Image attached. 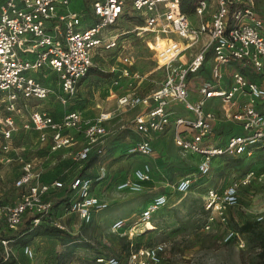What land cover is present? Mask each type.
Masks as SVG:
<instances>
[{
    "label": "built area",
    "instance_id": "obj_1",
    "mask_svg": "<svg viewBox=\"0 0 264 264\" xmlns=\"http://www.w3.org/2000/svg\"><path fill=\"white\" fill-rule=\"evenodd\" d=\"M71 2L0 0V111L5 112H0V154L11 153V142L18 131L16 118L20 116L26 119L24 128L38 132L41 142L51 133L53 151L73 144L68 132H82L85 143L74 154L76 162L87 163L91 158L105 156L110 138L115 135L106 126L112 120L110 112L85 119L81 112L71 111L55 120L48 112L32 106L31 101L54 96L66 105L94 67L99 51L116 48L117 25L128 16L142 22L134 32L155 53L156 67L164 70L165 77L158 88L145 93L140 89L146 76L132 69L136 66L134 60L125 57L127 67L112 71L114 85L130 80L117 98L118 110L137 112L133 124L139 139L125 155L151 158L156 152L152 138L172 132L179 149L200 158L193 178L181 179L175 186L178 193L187 194L199 177L210 175L216 159L251 158L264 153V111L260 109L264 105V17L255 0H196L192 15L183 12L182 0H92L90 17L86 19L70 9ZM209 62L210 77L199 80ZM227 71L230 85L223 88ZM36 72L48 74L51 81L55 78L58 89L30 75ZM197 81V99L193 100L191 83ZM212 100H217L220 108L207 109ZM176 104L190 115L179 114L173 107ZM223 120L239 127L241 133L217 135V124ZM37 165L34 160L24 162L16 181L23 192L21 199L16 204H0V222L11 232L22 225L27 213L36 216L34 224L51 216L53 226L66 230L49 199L54 190H62L66 184L58 180L43 182ZM104 175L75 177L68 187L78 194H70L64 212L89 223L94 214L106 210L108 204L92 194L94 182ZM153 175V164L145 161L134 169L132 179L121 182L117 189L140 193ZM253 176L254 172L244 184L250 183ZM239 187L233 183L222 192L208 191L205 210L212 214L206 230L216 215L226 221L225 211L239 201ZM167 203L168 194H159L136 220H116L112 231L129 238L130 251L124 261L98 256L95 264H166L164 243L135 248L133 237L150 229L152 217ZM236 237L237 233L229 230L224 241ZM1 243L9 256L10 242ZM240 245L245 244L241 241ZM23 253L30 259L35 256L29 245L23 247Z\"/></svg>",
    "mask_w": 264,
    "mask_h": 264
},
{
    "label": "rangeland",
    "instance_id": "obj_2",
    "mask_svg": "<svg viewBox=\"0 0 264 264\" xmlns=\"http://www.w3.org/2000/svg\"><path fill=\"white\" fill-rule=\"evenodd\" d=\"M91 1L72 0L70 9L79 12L86 19L90 17ZM255 2L256 8L264 17V0ZM141 24L140 19L136 17H125L123 22L117 25L116 48L103 49L94 58L93 69L96 71L87 78L89 81L94 80L93 83L97 85H92L94 92L93 89L89 92L88 97L91 100L95 99V90L98 88L104 90L113 86L114 93L124 89L116 88L118 85L112 84L111 77L114 75L113 68L127 67L123 58L128 54H131L136 64L132 69L138 70L142 77L146 76L140 90L147 93L160 86L165 72L157 69L155 53L134 32L135 27ZM163 44L164 42L161 46ZM233 67L230 69L233 70ZM30 75L41 78L44 82L50 77L46 73L41 76V72ZM126 86L124 84V87ZM107 95L108 93L101 92L99 97ZM68 102L64 106H68ZM44 103H51L50 109H46L48 112L62 111L63 104L55 97L45 101H31V105L38 106L37 109L40 110L43 109L40 105ZM115 106L110 108L114 111ZM113 128L115 130L118 126ZM22 131L18 130L17 137L15 134L11 142L12 161H0V204H15L21 199L23 192L17 188L16 181L25 161L35 158L40 161L41 164L37 165V168L41 172L43 182L60 180L68 187L72 178L80 174L81 164L74 160L77 146L70 145L60 151H53L51 133L45 142H41L38 139L39 134H35L33 130L28 136ZM159 144L157 163L153 165L158 170L155 179L146 184L140 193L120 192L117 186L124 180L132 179L134 169L139 164L150 161V158L142 155L127 157L125 150H119L120 152L114 155L117 158L114 164L106 169V179L95 182L92 187V193L107 200L109 207L94 214L89 223L83 222L76 214L64 212L62 205L68 201L66 188L52 195L55 216L61 217L66 228L65 234L34 238L28 244L35 253L33 259L23 254L22 245L10 243L8 250L12 264H95L98 256L118 257L124 261L128 239L112 231L113 222L118 219L136 220L147 203L159 194H168V203L152 217V230L138 232L133 237L134 244L147 246L146 244L164 243L167 249L166 264H264L263 254L253 243L251 233L240 231L250 223L253 224L254 230L264 232V153L243 160L218 158L207 178L193 182L187 194H180L175 186L181 179L193 178L196 173V161L177 148L171 134L162 137ZM86 166L82 165L83 175L99 170L94 169V166ZM252 172L254 176L250 183L244 184ZM233 183L240 186L238 203L225 211V222L216 215L211 228L206 230L207 221L212 214L205 210L208 191L214 189L222 192ZM71 194L75 197L78 193ZM70 199L71 197L69 201ZM229 230L237 233V237L225 242L224 236ZM241 241L244 246L240 245Z\"/></svg>",
    "mask_w": 264,
    "mask_h": 264
},
{
    "label": "crops",
    "instance_id": "obj_3",
    "mask_svg": "<svg viewBox=\"0 0 264 264\" xmlns=\"http://www.w3.org/2000/svg\"><path fill=\"white\" fill-rule=\"evenodd\" d=\"M90 5V3H89ZM210 65H211V62H209L205 68H203L200 76H199V80H201V78H209L210 77ZM115 68H113L114 70ZM117 70H119L117 68ZM226 78H225V82L223 83L222 87L223 88H226L230 85V72H226ZM114 77V75L111 77V80L112 78ZM88 78V77H87ZM87 78H85L79 85L78 87V92L76 94L75 97L73 98H70L69 99V104L68 106H64L62 107V111L61 112H58L57 110H53V111H50L48 112L46 109H50L51 107V103H44V104H41L40 107L43 108V109H39L40 111H46L48 112L55 120H59L60 118H62V116L67 113V112H71V111H78V112H81L82 115L84 116L85 119H95V118H98L99 115L103 112H110L112 114V120L107 122L106 123V126L108 127L109 130L111 131H114L115 135H113L111 138H110V141L107 145V149H106V154L103 158H100V159H96L95 162L93 163L94 165V169H99L101 171H96L94 170V172H90L88 173L87 175H82V176H99L101 175L102 173H104V177L101 178L100 180H104L106 179V169L108 170V168H110L112 166V164H114V162L116 161V158L117 156H114V155H117L118 152H120L121 150H126L134 143L136 142L138 139H139V136L138 134L136 133L135 129H134V124H133V121H134V117L136 115V111H122V110H118L117 108V98L118 96L124 92V90L127 89L128 87V84L130 83V80H122L120 82V84L116 87H120V89L124 88L123 90H121V92L119 93H114L112 88H109V89H100L98 88L97 90H95V99L91 100L88 95H89V92L91 89H93L92 91L94 92V87L93 86H97L96 83H93L94 80H87ZM51 80H48L46 81V83L49 84H52V86L57 90L58 89V85L55 81V78L52 79V81L50 82ZM55 81V82H54ZM124 82L125 86L124 87V84L122 85L121 83ZM113 84V83H112ZM197 84H198V81L197 82H193L191 83V90L193 91V100L197 99V95H196V87H197ZM93 85V86H92ZM114 85V84H113ZM122 85V86H120ZM92 86V87H91ZM102 90V91H101ZM119 90V89H117ZM101 92H105V93H108L107 96H103L102 98L99 97ZM51 97H54V96H51ZM116 97V98H115ZM56 99V98H55ZM48 100V99H47ZM54 105V103H53ZM112 105H116L115 107L116 108H113L114 111L110 108L112 107ZM38 108V106H36ZM65 107H68L67 109H65ZM175 110H177V112L181 115H184V116H189L190 114H188L184 108H182L181 106L179 105H174L173 106ZM211 108H220V104L218 103L217 100H212V101H208L207 103V109H211ZM261 110L264 111V105L260 107ZM0 112H2V114L5 112L3 110H1ZM118 112V113H116ZM131 114H130V113ZM128 114V115H127ZM16 121H17V125H18V130L21 129L24 130L22 132H24L23 134L25 136H28L29 132L32 131V130H28V129H25L24 128V125L26 123V119L25 118H22V117H17L16 118ZM131 124V125H130ZM117 127V129L114 130L113 127ZM34 131V130H33ZM229 132L231 133H241V130L239 129V127H234L233 124H231L230 122H226V121H221L220 123L217 124V127H216V133L217 135L218 134H228ZM35 134H38V132L34 131ZM16 134V133H15ZM15 134H14V137L12 139V142L15 138ZM68 134L74 139L73 141V144L74 146H77L76 148L78 150H75V153L79 150L82 149L84 143H85V138H84V134L82 132H76V131H70L68 132ZM170 135L171 134V137H172V140H173V134L172 132H168L162 136H155L152 138V143L154 145V148H155V155L153 157L150 158V162L155 165L157 162H156V158H157V148L158 146L160 145L159 144V141L162 137L166 136V135ZM18 134H16V137H17ZM51 137V136H50ZM132 139V140H131ZM2 141V140H1ZM79 146V147H78ZM178 148V147H177ZM179 149V148H178ZM110 150V151H109ZM120 150V151H119ZM181 150V149H180ZM182 151V150H181ZM183 152V151H182ZM189 156H192L195 161H196V170H197V167H198V161H199V157L196 156V155H192V154H188ZM0 161H5V163L7 162H10L12 161L13 159V155L12 154H2L0 155ZM36 159V158H35ZM35 159H31V160H34L38 165H40V161H36ZM77 164H81L80 165V168H79V173H81L82 171V165L84 166L86 163H79V162H76ZM142 164V163H141ZM141 164H139L138 166H140ZM91 166V167H92ZM137 166V167H138ZM90 167V168H91ZM136 167V168H137ZM113 170V167L111 168ZM153 170H154V175H153V179L152 181H154L155 179V174L157 173V167L155 168V166H153ZM103 171V172H102ZM197 172V171H196ZM93 173V174H92ZM196 174V173H195ZM81 175L77 174L76 176H74L72 178V180L75 178V177H80ZM133 177V176H132ZM71 180V181H72ZM99 180V181H100ZM54 181H57V180H54ZM60 181V180H58ZM71 181L69 182V184L71 183ZM125 181V180H124ZM151 181V182H152ZM45 182V181H44ZM53 182V181H52ZM63 182V181H62ZM97 182V181H95ZM94 182V184H95ZM46 183H51V182H46ZM65 183V182H64ZM178 183V182H177ZM66 184V183H65ZM93 184V185H94ZM93 187V186H92ZM60 190H54L52 192V194L49 195V199L52 200V195L56 194L57 192H59ZM93 194V193H92ZM95 195V194H93ZM97 196V195H95ZM99 197V196H97ZM156 197V196H155ZM100 199L104 200L106 203H107V200L99 197ZM16 204V203H15ZM108 204V203H107ZM109 205V204H108ZM63 206V205H62ZM146 207V206H145ZM55 212V211H54ZM100 213V212H99ZM69 214V213H67ZM97 214V213H96ZM61 218V217H60ZM119 220V219H118ZM115 222V221H114ZM113 222V223H114ZM120 234V233H118ZM22 252H23V247H22ZM24 254V253H23Z\"/></svg>",
    "mask_w": 264,
    "mask_h": 264
},
{
    "label": "trees",
    "instance_id": "obj_4",
    "mask_svg": "<svg viewBox=\"0 0 264 264\" xmlns=\"http://www.w3.org/2000/svg\"><path fill=\"white\" fill-rule=\"evenodd\" d=\"M195 1L196 0H182L183 12L189 15H192L194 12ZM95 71L96 70L91 68L87 77H89ZM225 157H229V156H223L222 158H225ZM229 158H233V157H229ZM245 158H246L245 156H242V157H238L235 159L243 160ZM95 160L96 158H91V160L86 163L87 165L86 168H89L90 166H92ZM80 175L82 176L83 174L80 173ZM203 178H207V177H199L197 180L203 179ZM65 188H66V192H68V201L65 202L66 203L65 205L63 204L64 208L68 207L69 197L71 194L70 187H65ZM163 208H161L159 211H161ZM35 218L36 216L32 215L31 213H27L25 218L23 219L22 225L13 232L7 229V226L5 225V223L0 222V264H12L11 262L12 257L10 256V254L9 256H7V253L5 252L2 246V243H1L2 240L9 241L10 243L22 245L24 247L28 245L34 238L39 237V236H43V235L62 236L63 234H65L64 230H61L51 224V216L45 220H42L39 224H34L33 221ZM240 231L243 233H246V232L251 233V239L253 243L255 244L257 248L261 250L263 257H264V232L254 230L253 224H250V223L246 224ZM124 237L128 239L127 248H126V253L128 254L130 251V246L132 242L129 240L127 236H124ZM146 245L151 246L148 244ZM141 246H145V245L137 244V243L134 244L135 248H140Z\"/></svg>",
    "mask_w": 264,
    "mask_h": 264
},
{
    "label": "bare ground",
    "instance_id": "obj_5",
    "mask_svg": "<svg viewBox=\"0 0 264 264\" xmlns=\"http://www.w3.org/2000/svg\"><path fill=\"white\" fill-rule=\"evenodd\" d=\"M127 54H128V53H127ZM126 58H128V59H132L131 54L126 55ZM149 226H150V229H151V230L154 228L152 224H150Z\"/></svg>",
    "mask_w": 264,
    "mask_h": 264
}]
</instances>
